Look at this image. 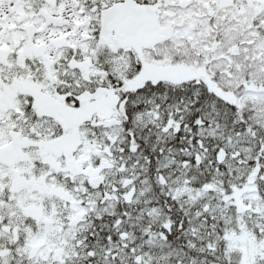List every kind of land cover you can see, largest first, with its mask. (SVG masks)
<instances>
[{"label":"snow or ice","instance_id":"obj_1","mask_svg":"<svg viewBox=\"0 0 264 264\" xmlns=\"http://www.w3.org/2000/svg\"><path fill=\"white\" fill-rule=\"evenodd\" d=\"M0 264H264V0H0Z\"/></svg>","mask_w":264,"mask_h":264}]
</instances>
